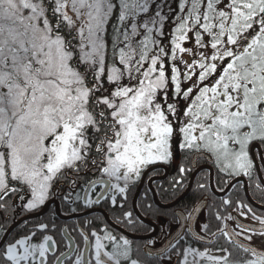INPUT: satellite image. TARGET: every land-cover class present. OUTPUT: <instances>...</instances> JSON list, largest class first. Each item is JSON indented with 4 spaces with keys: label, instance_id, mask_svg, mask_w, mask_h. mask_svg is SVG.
Wrapping results in <instances>:
<instances>
[{
    "label": "snow or ice",
    "instance_id": "snow-or-ice-1",
    "mask_svg": "<svg viewBox=\"0 0 264 264\" xmlns=\"http://www.w3.org/2000/svg\"><path fill=\"white\" fill-rule=\"evenodd\" d=\"M177 137L179 149L216 167L226 198L214 218L223 226L194 231L203 209L193 203L172 214L162 241L125 206L145 168L173 159ZM257 142L264 145V0H0V264H144L106 221L73 227L74 235L63 229L61 241L49 234L61 230L54 221L7 238L9 199L12 209L19 200L39 213L55 198L74 213L119 211L115 225L149 233L151 264H264L251 244L264 238V216L227 197L241 176L246 192L259 177L249 152ZM203 171L181 166L174 190ZM143 207L153 214L152 204ZM233 212L259 227L229 230ZM221 235L244 255L214 248Z\"/></svg>",
    "mask_w": 264,
    "mask_h": 264
},
{
    "label": "flooded vegetation",
    "instance_id": "flooded-vegetation-1",
    "mask_svg": "<svg viewBox=\"0 0 264 264\" xmlns=\"http://www.w3.org/2000/svg\"><path fill=\"white\" fill-rule=\"evenodd\" d=\"M181 67H183V66L181 65ZM178 140H179V137H177L176 140L173 142L172 150L173 151L175 150V152H173L174 156L170 162H168L166 164L157 163V164L148 166L147 168L144 169L141 180L137 183V186L133 189V191H135L134 197L131 198L133 195V193H132L133 191H132L129 194L128 202L125 206L127 208V210L133 211L134 215H136L140 212L144 216V220L141 218L144 221V224L150 225L153 229H155V236L159 240H162V241H163L164 236L166 234H168V232H169V227H170L169 221L172 220V214L173 213H179L181 211V209L184 208L185 206H187L189 203L188 202L185 204H181L180 202L185 197V196L183 197V195L189 190L192 179L195 177L194 181L198 180V179H199V181H203V182L207 181L209 179L211 167L214 169L215 177L217 176L216 175V167L214 166L212 160L207 159L205 157L203 159H200L199 161H196L194 158L196 157L197 154L194 152L188 153V152H185V151H182L181 149H179L177 147V141ZM249 152H250L251 158L255 161L256 165L260 168L261 172L264 174V164H263L262 160L260 159L261 156H264V145H260L258 142L253 143L249 148ZM174 162H175V164H177V162H178V165L176 166L174 164ZM194 164H195L196 168H198V169L203 168L204 171L200 172L199 175H196L195 172L188 174L187 181L189 182V184L187 185V188L185 189L183 195H181L178 198L177 192L174 190L177 188V186L174 184V181L180 178L179 167H181V166L192 167ZM253 175L255 176L256 173L254 172ZM72 178H74V174L69 176V179H72ZM259 178H260V175H259ZM239 179L241 181V185L244 189L243 190L244 195H245L248 203H250L251 205H253L255 207L254 210L251 208L252 212H254L257 216H264L261 214V212L262 213L264 212V202L259 203V202L255 201L252 198V196L248 190L250 197L256 203V204H254L253 201H251L249 199L247 192L245 191V188H244V182L247 181V178L244 179L243 176H241ZM153 183H156L157 187L159 188L157 192L155 191V193L153 192V189L151 186ZM184 184H185V181H184ZM80 185H83V181H80ZM67 187H68V184L64 183L62 185V187L57 190L58 193H62L63 190L66 189ZM147 187H149L151 189V193H152V198L148 200L149 201L148 204H151L152 203L151 201L153 199V203L155 206H153V210H154L153 214L145 216L144 212L142 211L143 208L141 209L143 202L141 205L138 204V198L140 195L143 194V191H145L144 189ZM160 187H161V190H160ZM191 188L188 192L191 191ZM76 191L80 192L81 195H83V192L81 191V187L78 186ZM162 191L169 192L170 195L169 194H168V196L164 195V193L162 194ZM173 191H175V192H173ZM188 192L186 194H188ZM228 193H227V195H228ZM207 194L209 196L208 191H206V195ZM136 195H137V197H136ZM206 195H203L202 200L197 199L196 203L200 206L201 209H203V214L202 215L198 214V217H199L198 220L193 223L194 231L196 229L197 223H199L201 225V227L205 223H208L210 225V227L212 225V223L210 222V216L209 215L211 213V207L214 205H213V203H210L211 199L209 197L207 199L205 198ZM214 195L218 198L217 200L220 202H221L222 198L223 199L226 198L224 193L220 192L219 189H218V192H215ZM155 196H156L157 200H155ZM174 196H175V199H173ZM255 196L258 197L257 194H255ZM143 198H144V196H143ZM130 200H131V203H129ZM248 203H245V204L249 205ZM47 204H48L47 210L42 215L53 214V211L55 210L56 216L60 220L64 221V226L61 228V231L63 229H68L69 233L73 234V233H71V230L73 229V227L79 228L80 226L87 224V222H85L84 224H82V222H81L82 220H85V219H87L88 222L92 221L93 222L92 226L96 227L97 229L99 228V226L101 224L105 223V221H106L107 223L114 225V227L112 229H109L110 231L113 232V234H115L118 238L121 235H124L126 238H128L131 241L133 258L140 259L142 262H144V264H151V262L154 261L155 254H153L152 256H146L145 251H144L145 244L147 242V237H148L149 233L142 230V228H141V230L136 231L132 228H125L123 225H115L114 217L119 215V211L113 212V211H110L106 207L95 206V207L90 208V209H81L80 211L74 213L71 211L70 207L64 206L66 204L63 203L59 198L50 199ZM205 205H207V207H205ZM72 207H75V206L73 205ZM129 207H131L132 209L130 210ZM139 209H140V211H139ZM66 210H69L70 212H66ZM58 211H60V213H58ZM28 214H33V213H28ZM42 215L34 216V217H41ZM207 215H208V217H207ZM233 216H234L233 220L227 221V224L229 226V230L235 228V226L237 224H241V225H244V226L249 227V228H258L259 227L258 223L252 218L251 214H249L247 216V218H245L244 216L239 215L237 212H233ZM34 217H32V218H34ZM28 219H30V218H28ZM25 220H27V219H24L21 222H19L16 225V227L19 226L21 223H23ZM18 221H16V222H18ZM53 221L56 222L55 219H53ZM16 222L14 224H16ZM152 223H155V224H152ZM69 224H70V228L68 227ZM214 224H218L219 227L223 226L222 222H218V221H215ZM217 229L218 228L214 227V229L213 230L211 229V231L217 232ZM236 230L239 231V229H236ZM10 234H11V232H10ZM128 234H131L133 236H140L141 238H139V239L132 238ZM9 235H8V237H9ZM171 236H175V232H172ZM63 238H64V233H63ZM77 242L80 243V241H77ZM225 242H228L230 247L227 249L232 250V253L235 256L234 258H231L232 260H235V259L239 258L240 256L244 255L242 252H240V250L236 247L235 244L229 243V241L225 237H223L222 235L219 236L217 243L213 247L215 248V247L222 246L225 248V246H227V245H225ZM243 242L245 244L249 243L247 241H243ZM254 242H256L257 245H253L252 243H254ZM166 243H167V241H164V244H166ZM259 243L261 246H264V238L257 236V237H255L254 241L251 242L253 247L257 248L258 250L264 251V249H262L258 246ZM164 244H161V248L164 246ZM157 251H159V249H157Z\"/></svg>",
    "mask_w": 264,
    "mask_h": 264
},
{
    "label": "trees",
    "instance_id": "trees-1",
    "mask_svg": "<svg viewBox=\"0 0 264 264\" xmlns=\"http://www.w3.org/2000/svg\"><path fill=\"white\" fill-rule=\"evenodd\" d=\"M168 28H169V26L165 28L166 32H167ZM164 43L167 45L168 44V40L165 39ZM258 179H259V177H257V175H255L254 176V180L248 182L249 185H250V187L248 189H249V192H250L252 198L255 201H257L259 203H263L264 202V187L262 185L260 187H256V183L258 182ZM200 183L209 184V179L207 181H205V182L199 181V179L195 180L194 184H193V187L191 188V191L188 192V194L185 195L183 200L180 202L181 204H185V203L189 202L187 206H191L193 203L197 202V199H201V200L203 199L202 197H203V195H206V191H202V190H200L198 188V185ZM188 184H189V182L187 181V178H186L185 179V184L183 185V187L179 188V190H175L177 192V197L178 198L181 195H183V193H184L185 189L187 188ZM215 184H216V187L218 189H219V187L222 186V182L219 181V177L218 176L215 177ZM152 186H153L154 190L157 192L159 188L157 187L156 183H153ZM144 190L145 191H143V194L140 195L139 198H138V204L141 205L142 202H143V204L141 206V209L143 208L142 209L143 212H144L143 205L148 204L149 203L148 200L152 198L151 189L149 187H147ZM160 190H161V187H160ZM243 190L244 189H243L242 185L239 184V185H237V187L233 188L228 193L227 197H230L234 202L236 200H242V201H244V203H248V201H247V199H246V197L244 195V191ZM175 191H173V192H175ZM134 192L135 191L132 192L133 195H132L131 198L134 197ZM208 192H209V196L207 194L205 196V198L207 199L209 197L211 199L210 203H213V205H214V206L211 207V213L209 215L210 216V222L212 223L211 229L213 230L214 227H216V228L219 227L218 224H214V222L216 221L215 218H214V213H215L216 209L219 208L221 202L217 200L218 198L211 192L210 188H209ZM163 193H164V195H167V196L169 194V192L162 191V194ZM255 194H257L258 197H256ZM143 196H144V198H143ZM173 199H175V196L173 197ZM222 199H221V201H222ZM151 202H152L151 203L152 206H155L154 203H153V199H152ZM129 203H131V200H130ZM11 204H12V200L9 199V201H8L9 209H8V213H7V224L10 225V227L14 224L13 223V213H15V216H14L15 222L18 221L19 219H21L22 217L28 215V213H29V212H27L26 210H24L22 208L23 201H19V200L15 201V205H16L15 209H12L10 207ZM248 204L254 210L255 207L253 205H251L250 203H248ZM64 206H66V205H64ZM129 209L131 210L132 208L129 207ZM139 211H140V209H139ZM66 212H70V211L66 210ZM261 214L264 215V212L263 213L261 212ZM207 217H208V215H207ZM53 219L56 220L55 224L57 225V227L59 229H61L64 226V221L60 220L56 216V212L54 210L53 214H45V215H42L41 217H34V218H30V219L25 220L23 223H21L19 226H17L11 232V234L8 237V239L11 240L14 236H22L25 232H28L30 234L31 231L36 230L35 226L38 225L39 223L53 221ZM4 222H5L4 219L0 218V224H3ZM81 222H82V224H84L85 222H88V220L85 219V220H82ZM68 227L70 228V224L68 225ZM49 234H52L54 236V239L57 240V241H61L63 239V231H61V230L57 231V232H54V233H49ZM3 236H4V233L0 232V240H2ZM32 242L39 243V242H42V240L34 239ZM225 245L229 246L228 242H225Z\"/></svg>",
    "mask_w": 264,
    "mask_h": 264
},
{
    "label": "water",
    "instance_id": "water-1",
    "mask_svg": "<svg viewBox=\"0 0 264 264\" xmlns=\"http://www.w3.org/2000/svg\"><path fill=\"white\" fill-rule=\"evenodd\" d=\"M264 164V163H263ZM261 171H260V168H259V175H260V178H262V175H261V173H260ZM212 184H213V176H212ZM191 186H192V183H191V185H190V188H191ZM213 187V186H212ZM190 188H189V190H190ZM188 190V191H189ZM187 191V192H188ZM186 192V193H187ZM186 193L183 195V197L186 195ZM247 195H248V197H249V199L251 200V201H253L252 200V198L250 197V195H249V192H248V190H247ZM182 197V198H183ZM155 200H157V198H156V196H155ZM253 203L254 204H256L254 201H253ZM159 204V203H158ZM167 207V206H166ZM46 210H47V206L44 208V210L42 211V212H39V213H34V214H31V215H28V216H26L25 218H23V219H21V220H19L16 224H14L10 229H9V232H11L13 229H14V227L19 223V222H21L22 220H24V219H28V218H31V217H34V216H40V215H42V214H44L45 212H46ZM58 213H60V211H58ZM144 220V219H143ZM152 224H155V223H152ZM130 235V234H129ZM134 238H141L140 236H133ZM258 250V249H257ZM258 251H261V250H258Z\"/></svg>",
    "mask_w": 264,
    "mask_h": 264
},
{
    "label": "rangeland",
    "instance_id": "rangeland-1",
    "mask_svg": "<svg viewBox=\"0 0 264 264\" xmlns=\"http://www.w3.org/2000/svg\"><path fill=\"white\" fill-rule=\"evenodd\" d=\"M170 31H171V25H169V28L167 29V32H170ZM172 151H173V150H172ZM173 152H175V150H174ZM174 164H175V162H174ZM175 165L177 166V165H178V162H177V164H175ZM136 197H137V195H136ZM135 199H136V198H135ZM46 206L48 207V204H47ZM16 223H17V222H16ZM13 225H14V224H13ZM13 225H12V226H13ZM12 226H11V227H12ZM15 227H16V226H15ZM15 227H14V228H15ZM252 244H253V245H257L256 242H254V243H252ZM258 246H259L260 248L264 249V246H261L260 243H259ZM225 248H229V246L227 245V246H225ZM230 251L232 252V250H230ZM234 257H235V256H234V254L232 253V257H231V258H234Z\"/></svg>",
    "mask_w": 264,
    "mask_h": 264
},
{
    "label": "bare ground",
    "instance_id": "bare-ground-1",
    "mask_svg": "<svg viewBox=\"0 0 264 264\" xmlns=\"http://www.w3.org/2000/svg\"><path fill=\"white\" fill-rule=\"evenodd\" d=\"M263 163H264V161H262ZM261 171V170H260ZM261 173V175H262V178H264V174L262 173V172H260ZM244 179H246L245 177H243ZM194 179H195V177L192 179V181H191V183H192V186H193V184H194ZM260 179V178H259ZM191 186V187H192ZM264 186V185H263ZM211 188H215V187H210V189ZM249 190V189H248ZM212 192V191H211ZM216 192H218V189H217V191Z\"/></svg>",
    "mask_w": 264,
    "mask_h": 264
}]
</instances>
